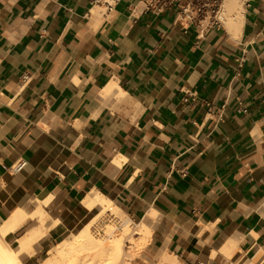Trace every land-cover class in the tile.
Segmentation results:
<instances>
[{"label": "crops", "instance_id": "0c3cea01", "mask_svg": "<svg viewBox=\"0 0 264 264\" xmlns=\"http://www.w3.org/2000/svg\"><path fill=\"white\" fill-rule=\"evenodd\" d=\"M45 191L65 228L96 199L147 226L133 264H264V0L203 39L141 0H0V228Z\"/></svg>", "mask_w": 264, "mask_h": 264}, {"label": "bare ground", "instance_id": "6f19581e", "mask_svg": "<svg viewBox=\"0 0 264 264\" xmlns=\"http://www.w3.org/2000/svg\"><path fill=\"white\" fill-rule=\"evenodd\" d=\"M247 0H225V8L228 11L225 18V26L230 33L237 34L244 12V5ZM52 195L45 191L35 198L37 207L30 213L20 208L6 220L0 228V264H24L22 259L24 255H32L34 246L47 236L48 232H56L62 234L65 231L64 225L57 219L50 222L51 218H47L44 208L52 201ZM32 204L34 201L31 202ZM94 214L90 221L84 225L79 232L67 238V244L63 248L62 260L50 259L44 264H131L137 255L140 254L150 237V232L143 223L134 225L128 220H123L126 216L111 203L103 199H96L94 205L91 206ZM153 218L155 217L152 215ZM106 217L113 220L112 225L122 223V232L120 235L110 236L111 232H106L103 237H99L94 228L100 229L99 226ZM39 221L41 228L34 234H24L17 240V246L11 247L5 243V239L12 234L17 233L28 221ZM39 223V224H40ZM95 229V230H96ZM108 231V230H107ZM131 233L139 235V238H132L129 251L124 250L125 239ZM113 235V234H112ZM16 244V242L14 243ZM61 252V251H60ZM174 259V258H173ZM164 262L175 264L169 261L168 257L163 258Z\"/></svg>", "mask_w": 264, "mask_h": 264}, {"label": "built area", "instance_id": "2783aa9c", "mask_svg": "<svg viewBox=\"0 0 264 264\" xmlns=\"http://www.w3.org/2000/svg\"><path fill=\"white\" fill-rule=\"evenodd\" d=\"M118 0H94L101 6L106 14L111 13L117 6ZM224 0H141L144 12H152L156 15L165 12L174 14L175 21L187 27L198 29V36L204 38L213 30L223 29L225 26ZM212 110V104H208ZM221 112L216 116V122H221ZM25 161H19L11 170L18 174L26 167Z\"/></svg>", "mask_w": 264, "mask_h": 264}, {"label": "rangeland", "instance_id": "374dc122", "mask_svg": "<svg viewBox=\"0 0 264 264\" xmlns=\"http://www.w3.org/2000/svg\"><path fill=\"white\" fill-rule=\"evenodd\" d=\"M223 7H224V11H225V18H227V14L228 11L225 8V0L223 3ZM226 23V21H225ZM51 204V203H50ZM48 208V207H47ZM34 209V208H33ZM46 211V208L44 209ZM30 211V210H29ZM29 211H27L28 213H30ZM48 213V212H47ZM50 219V222L53 221V215L48 214ZM93 213H91L88 217H86L82 222L79 223L80 225H83L84 223H87L92 217H93ZM113 218V217H112ZM110 217H106L105 220L102 221V223L99 226L100 229H96L97 227L94 228V231L97 232V235L99 237H103L106 232H111L112 234H109L110 236H114V235H120L122 232V226L121 224L123 223V220H128L126 217L124 219H122V223L120 222L119 224H115L112 225V222L110 223L111 220H113ZM111 219V220H110ZM38 225V221H28L26 224L23 225V227L19 230V232L15 233L12 235V237L10 239H5V243L8 244L11 247H16L17 246V240L22 238L24 236V234L28 233L27 231H29V229L36 227ZM96 229V230H95ZM79 230L76 228H65L64 233L62 234H58L56 232H48L46 238H44L42 241L38 242V244L36 246H34L33 250V254L32 255H24L23 256V263L24 264H44V262L49 261L50 259H53L55 257V259L58 260H62V252H63V248H65V245L67 244V238L71 237L72 235H74L75 233H77ZM108 230V231H107ZM32 234V233H30ZM105 237V236H104ZM135 238L134 233H131L130 236H127V238L125 239V246H124V250L127 252L129 251V247L131 246L130 244L132 243V238ZM16 242V244H14ZM61 251V252H60ZM141 251V250H140ZM141 254V253H140ZM137 255V256H140ZM136 256V257H137ZM135 257V258H136ZM134 261V260H133ZM133 261L131 262V264H133ZM121 264V263H119Z\"/></svg>", "mask_w": 264, "mask_h": 264}]
</instances>
